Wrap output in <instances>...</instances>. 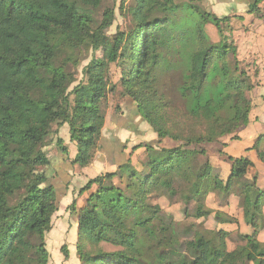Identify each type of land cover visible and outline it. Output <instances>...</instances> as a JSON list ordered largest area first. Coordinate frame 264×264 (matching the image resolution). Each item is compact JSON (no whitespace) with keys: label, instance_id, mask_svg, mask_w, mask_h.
Instances as JSON below:
<instances>
[{"label":"trees","instance_id":"trees-1","mask_svg":"<svg viewBox=\"0 0 264 264\" xmlns=\"http://www.w3.org/2000/svg\"><path fill=\"white\" fill-rule=\"evenodd\" d=\"M104 1L0 0V264H49L47 233L58 194L45 171L46 147L57 127L68 124L77 145L73 164L94 161L109 97L118 89L113 65L122 70L123 93L136 102L158 142L135 145L131 155L143 156L138 164L130 157L116 171L90 179L85 204L71 205L81 264H264L258 238L264 190L257 177H247L254 162L221 150L230 164L225 178L199 147L230 136L222 142L228 147L252 121L257 83L250 63L239 57L231 23L237 15L219 16L198 0L122 1L119 11L130 27L110 34L116 5L99 15ZM260 1L250 5L251 13ZM207 24L217 28L219 41ZM174 68L181 69L188 106L175 115L158 90L159 74ZM199 125L205 128L200 133ZM263 145L264 131L247 150L264 163ZM235 187L254 231L241 234L244 244L234 250L225 228L205 231L193 222L181 233L153 203L155 197L180 196L185 214L202 219L212 214L204 204L208 194L228 196Z\"/></svg>","mask_w":264,"mask_h":264},{"label":"rangeland","instance_id":"rangeland-1","mask_svg":"<svg viewBox=\"0 0 264 264\" xmlns=\"http://www.w3.org/2000/svg\"><path fill=\"white\" fill-rule=\"evenodd\" d=\"M122 1L130 2L131 0H105L101 9L98 11V14L100 15L106 7L116 5L117 18L114 22V25L109 30L110 34H114L117 28L128 29L130 27V23L125 20L119 11ZM198 1L200 5L204 6L209 11L215 12L219 16L227 14L231 16L237 15V18L231 20V23L233 25L232 28L235 30L234 39L238 46L239 57L240 59H244L250 63L249 66L247 65V67H249L248 70L252 77H254V81L257 83V86L252 92L254 109L252 116L253 123L247 128L246 131H244V134L242 133V141L234 142L229 147H225L222 142L231 140V137L227 136L222 138L219 142L203 144L199 147L207 151V157L211 160L214 166L219 168L221 167L222 176L225 178L229 173L230 164L225 161L224 155L221 154V150H225L229 154L231 153L234 155L247 154V156H249L254 162V166L250 168L247 177H257L258 186L264 190V163L258 158V154L255 150L246 149L255 142V137L257 135L256 132H258L260 129H264V0L260 1L258 10L253 13L249 11V8L250 5L255 2V0ZM224 28L227 30V32H229V28L227 26ZM206 30L213 41H219V32L213 24H207ZM84 53L85 52H83V54ZM95 56L99 57L100 51H97ZM90 60L91 56L83 61V65H86ZM121 75V68L113 65L111 68V78L114 83H117L118 89L109 97V110L107 113L106 130H109L112 135L117 134L119 135V138H122L123 142L120 143H123L124 145L121 151L128 154L129 151L133 150L132 146L136 145L139 141L149 144H156L158 140L153 135L154 131L152 130L150 124L146 122L144 118L138 113L139 111L136 102L128 95L123 93L124 87L120 82ZM181 76V69L174 68L172 71L160 73L158 78L160 80V86L158 90L160 93H163L169 103L175 107L174 111H172V114L174 115L177 114L178 111L180 114L188 112V106L186 102L187 97L183 96L181 92V86L183 84ZM136 113H138L139 117H141L140 119H138L139 117L136 116ZM130 121H132V124ZM141 122H143L146 126H144ZM114 127H116V132L113 131ZM204 129L205 128L202 127V125H199L196 128V132L200 133L204 131ZM139 131L144 134H136ZM109 139L110 135L108 136V140ZM62 144H64V142H61L60 145ZM66 144H68L70 147L69 152H72L71 144L73 143L66 142ZM164 144L172 146L174 143L171 141H166ZM262 148L264 149V145ZM125 149L127 150L124 151ZM74 150L76 149L74 148ZM111 151V154H106V160L113 163L122 162L121 156L116 154V152L113 150ZM48 152L49 156L53 157L54 149H49ZM133 155H131V157L133 156V162H137L138 164V159L142 158L143 156H141L139 153ZM200 159L203 161L205 157H201ZM104 169L105 167L101 164L99 166L92 167V173L95 175ZM47 173L48 175L49 173L53 174V171L49 172L47 169ZM55 184L59 190V185H57V183ZM236 191L237 188L235 187L234 190L228 194V196H224L223 194L217 192L208 194L204 204L208 209L212 210V214L202 219H195L192 216L185 214L186 203L180 198V196L174 198L165 196L155 197L153 198V203L160 205L164 211V214L167 216L169 215V218H172L178 224V228L180 229L181 233L183 231H187V227H190L191 223L193 222H196L197 225H199L200 228L205 229V231L210 229L218 230V227L225 228L226 231L230 232L228 248L229 250H234L238 246L244 244V241L240 236L241 234L252 233L254 231L253 227L250 226L244 218L241 200L236 194ZM193 206L194 204L192 203L191 207ZM218 217L220 218L218 219ZM221 219H225L227 221L222 222ZM260 224L261 225L258 228V238L264 242V220H260ZM47 242L49 245L50 256L52 257V262L55 263V248L50 235H48Z\"/></svg>","mask_w":264,"mask_h":264},{"label":"crops","instance_id":"crops-1","mask_svg":"<svg viewBox=\"0 0 264 264\" xmlns=\"http://www.w3.org/2000/svg\"><path fill=\"white\" fill-rule=\"evenodd\" d=\"M138 113H136L137 117H139ZM140 118L141 117H139L138 119ZM131 122L132 121H130V123ZM141 123L144 125L143 122ZM252 123L253 122L251 121L250 124L244 129V131H246L247 128ZM106 125H107V116H106L105 126L103 128V134L99 142V149L97 151L96 157L94 161L88 166L80 167L79 164H73L72 162L77 154V145L74 141L71 140L68 124H64L61 127H57L58 132L57 135L54 137V141L50 146L46 147L47 152L49 151V149L50 150L54 149L53 157H50L48 152L50 164L45 168L46 172L47 169L49 170V172L53 171V174L49 173L48 175L47 173V175L49 176V183L53 184L55 188H57L55 184L57 183V185H59L60 187L59 190L58 188L56 189L58 194V210L53 216L52 229L47 233V241H48V235H50L53 240L56 262L53 263L52 257L50 256L51 258L49 264H81L76 247V243L78 239V231H79L78 216L72 213L70 207L73 203H76L77 208H80L85 204L89 192L83 191V188L90 179L95 178L97 175L102 173L116 171L120 164L124 163L126 160H128L131 157L132 151H129L128 154L123 153L121 151L124 145L123 143H120L123 142L122 138H119V135L117 134L112 135V133L109 130H106ZM113 131L116 132V127L113 128ZM244 131L242 132L243 134ZM263 131L264 129L258 130V132H256L257 135L255 139ZM242 133H241L242 136L241 140L234 142L242 141L243 139ZM136 134L141 135L144 133L139 131ZM109 135H110V139L108 140ZM153 135L158 140L157 135L155 133H153ZM58 138H61L62 143L64 142L65 145L64 144L60 145L61 143H58L56 141ZM65 141L69 143H73L71 144L72 152H69L70 147L68 144H66ZM234 142H232L231 144H233ZM141 143L144 142L139 141L136 145ZM252 145L248 146L247 148L251 147ZM134 146H132V149ZM74 148L76 150H74ZM109 149L110 151L113 150L114 152H116V154L120 155L122 162L113 163L107 161L106 154L109 155L112 152V151L110 152ZM126 150L127 149H125L124 151ZM138 151L140 152L141 150ZM241 155H235V156H241ZM101 164L105 167V169L99 172L98 174L94 175V173H92V167L99 166ZM63 246L67 247L69 253L68 258H65L62 249ZM47 247L49 250L48 242H47Z\"/></svg>","mask_w":264,"mask_h":264}]
</instances>
